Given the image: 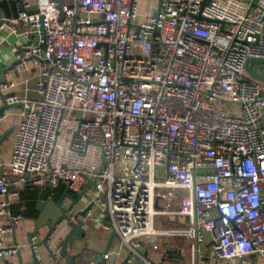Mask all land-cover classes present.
Returning <instances> with one entry per match:
<instances>
[{"label":"built area","instance_id":"1","mask_svg":"<svg viewBox=\"0 0 264 264\" xmlns=\"http://www.w3.org/2000/svg\"><path fill=\"white\" fill-rule=\"evenodd\" d=\"M13 1L0 44L15 38L8 72H36L37 98L0 79V108L21 109L0 161V235L20 218L10 180L62 181L128 261L141 239L181 235L198 253L206 233L220 264L264 258V80L250 74L264 63H246L264 59V0H152L146 14L144 0ZM175 192L180 227L158 228Z\"/></svg>","mask_w":264,"mask_h":264},{"label":"crops","instance_id":"2","mask_svg":"<svg viewBox=\"0 0 264 264\" xmlns=\"http://www.w3.org/2000/svg\"><path fill=\"white\" fill-rule=\"evenodd\" d=\"M16 6L13 0H0V14L5 17L15 15ZM14 37H8L0 44V79L3 77H13L20 83L15 91L23 98L35 99L37 94L34 90L36 82V72L27 71L17 74L8 72V68L13 62V52L16 50ZM0 105L2 100L0 98ZM8 111V117L0 122V136L7 133L0 141V161L7 162L10 159L13 133L19 121L20 107L17 105L5 108ZM12 129V131H10ZM10 191L7 193L9 200V209L11 215H19L20 218L13 226L12 231L0 235L2 241L0 247L12 245L16 241L17 248L14 252L0 256V264H64V257L57 255L56 262H52L48 249L40 243L43 236L49 231V226L56 222L61 216V208L66 210V215L73 222L83 221V234L80 241H74L73 245L68 248L69 255H75V264H121L124 259V253L120 250L116 258L109 257L101 261V254H108L110 250L118 246L116 236L111 239V229L106 228L100 216L99 208L95 205L90 207V213L94 217L100 218L99 222H94L83 215H75L86 208V197L80 193L70 191L66 184L59 181L55 186L45 184L39 188L30 184L23 188V185L14 184L13 180L9 182ZM80 194V195H78ZM176 194V197H175ZM169 200L159 202L158 208H167L171 213L162 214L156 217L155 225L158 228L175 229L180 227V219L175 216L178 209V194ZM38 200V201H37ZM41 202L40 205L38 202ZM3 219L0 220V223ZM5 221V220H4ZM70 227L65 221H61L52 230L54 241L50 244L53 252L60 249V242L66 235ZM28 235H31L32 243L30 246L27 242ZM210 235L205 234V241L198 246V253L191 250L193 241L186 239L181 235H168L165 238L141 239L139 251H147L146 264H156L162 256L166 260L164 264H220L211 254L209 248ZM109 246V250L106 251ZM171 253L165 254V251ZM18 251V253H16ZM81 254V255H80ZM179 257V258H178ZM143 258V256H142ZM175 258V259H174ZM91 259L93 261H91ZM175 260V261H174ZM126 264H137L136 260H130ZM223 264H264V258L256 255H249L242 259H236Z\"/></svg>","mask_w":264,"mask_h":264},{"label":"water","instance_id":"3","mask_svg":"<svg viewBox=\"0 0 264 264\" xmlns=\"http://www.w3.org/2000/svg\"><path fill=\"white\" fill-rule=\"evenodd\" d=\"M249 62H254V63H256V62H263L264 63V59H262V60L261 59H248L246 61V63H249ZM260 66L263 69V75L258 76L255 73V71H250V74H251L252 77H254V78L258 79V80L263 81L264 80V64H262ZM7 107H8L7 105L1 107L0 108V112L2 110H4L5 108H7ZM10 131H12V129H10ZM6 134L7 133H4L2 136H0V141L6 136ZM30 185H32L34 187H37V188L40 187V186H36V185H33V184H30ZM26 186H28V184H23V188H25ZM7 191L9 192L10 189L8 188ZM78 195H80V194H78ZM40 203L41 202L39 201L38 204L40 205ZM61 211H62L61 216L58 218V220L56 222H53L52 225L49 226V231L43 236V238L41 239L40 243L43 244L48 249V252L50 254V259H51L52 262H56L57 255H60L61 257H64V260H65V263L64 264H75V258H76V256L75 255H69L68 252H67V250H68V248H70L73 245L74 241H80L81 240V237L83 235L81 233L83 221H80L79 220V221H77L75 223V222H73L69 218V216L66 215V210H64L63 208H61ZM85 211H86V208L83 209L82 211H80L79 213H77V215H75V219H77V216L83 215L85 213ZM61 221H65L66 224L70 227V229L68 230V232L66 233V235L63 237V240H61V242L59 244L61 246L60 249H59V251L57 253H54L53 250L49 246V243H48V240H47V236L55 228V226L57 224H59ZM103 223L106 224V225H108V222L106 221V219L103 220ZM114 236H115V233H114V231H112L111 232L110 242H111V239ZM30 237H31V235H28L27 242H28V244L30 246H33V245H35V243H32V240H31ZM13 246L15 248L17 247L16 241L14 242ZM106 249H107L106 251H108L109 250V246ZM6 250H7V248L0 249V251H2V252L6 251ZM16 253H18V251ZM109 253H110L109 256H108L110 258L109 260L112 261V258L113 257L116 258L117 254L119 253V247L117 246V247L113 248L112 250L109 251ZM169 253H171L169 250L167 252L165 251V254H169ZM103 254H101L102 256H100L101 257V259H100L101 261L103 260ZM124 256L125 257H124L123 261L121 262V264H126L128 262L129 253H128V257L126 255H124ZM142 256H143V259H135L136 262H137V264H146L145 263V261H147L146 260V258H147V251L146 250L143 251V255ZM1 257L4 258V254ZM165 260H166L165 256H162L161 259L159 260V262L156 263V264H164V261ZM91 261H93V260L91 259Z\"/></svg>","mask_w":264,"mask_h":264},{"label":"rangeland","instance_id":"4","mask_svg":"<svg viewBox=\"0 0 264 264\" xmlns=\"http://www.w3.org/2000/svg\"><path fill=\"white\" fill-rule=\"evenodd\" d=\"M151 1L152 0H144V1H142L141 3H140V9H139V11H140V13H144V14H146L145 13V11H147V4L149 3H151Z\"/></svg>","mask_w":264,"mask_h":264}]
</instances>
